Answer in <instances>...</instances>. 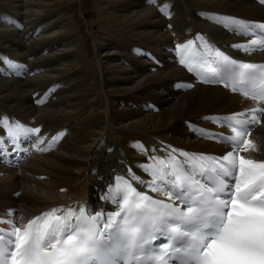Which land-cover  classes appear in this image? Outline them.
I'll return each mask as SVG.
<instances>
[{
	"label": "bare ground",
	"instance_id": "bare-ground-1",
	"mask_svg": "<svg viewBox=\"0 0 264 264\" xmlns=\"http://www.w3.org/2000/svg\"><path fill=\"white\" fill-rule=\"evenodd\" d=\"M35 1L0 0V57L12 62L5 69L14 68L7 77L0 76V144H11L9 153H0V216L12 211L16 225L22 226L53 207L78 211V205H85L93 211L117 212L116 204L105 203L100 196L117 176L127 177L129 169L140 178V183L133 182L136 187L150 192L147 183L153 177L138 166L151 164L150 156L163 159L175 148L212 158L232 150L201 135H231L227 126L203 118L247 112L258 105L220 84L201 82L196 72L207 75L201 65L205 60L211 63L212 56L196 37L205 36L217 49L242 62H264V49L246 55L232 47L259 39L258 29L255 34L251 30L247 35L234 34L204 15L264 22V5L258 0H92L94 54L92 63L82 66L85 56L76 58L75 63L71 60L80 55L78 51L73 55L52 52L59 44L67 52L79 42L52 38L69 25L58 27L52 21L44 27L49 14ZM166 3L171 18L160 10ZM49 28L56 31L52 36L47 34L51 30L43 31ZM36 29L40 35L34 38L30 32ZM100 31L104 39L97 40ZM103 40L117 51L111 54H120L119 64L99 62ZM188 40H193V45L184 57L194 62L196 72L180 63L176 51L177 44ZM71 65L75 70L70 71ZM0 69L5 71L1 62ZM16 75L21 79L16 80ZM188 84L193 86L188 88ZM37 99L44 103L38 104ZM259 119V125L248 126V138L256 150L244 155L264 160V115ZM75 125L81 127L79 135L69 139ZM31 128L41 131H24ZM40 139L44 142L39 143ZM30 141L35 148L28 147ZM140 146L150 155L142 154ZM16 155L22 163L18 164ZM199 163L197 157L193 162L197 167L187 168L195 174L200 171ZM0 228L10 230L3 224Z\"/></svg>",
	"mask_w": 264,
	"mask_h": 264
},
{
	"label": "snow or ice",
	"instance_id": "snow-or-ice-1",
	"mask_svg": "<svg viewBox=\"0 0 264 264\" xmlns=\"http://www.w3.org/2000/svg\"><path fill=\"white\" fill-rule=\"evenodd\" d=\"M258 2L264 5V0ZM168 7L166 3L160 10L171 18ZM204 15L234 34L247 35L249 30L255 34L258 29L264 37V22L251 23L215 13ZM16 26L22 28L18 23ZM196 39L212 56L211 63L205 60L201 65L207 75L201 76L194 62L184 57L193 40L177 44L180 63L189 72H196L202 83H222L258 105L247 112L203 118L227 126L231 135H201L232 150L209 158L207 154L172 148L167 159L150 156L151 164L138 165L153 177L147 183L150 192L166 194V200L138 191L133 182L140 183V178L129 169L127 177L117 176L115 184L109 183L107 192L100 196L105 203L116 204L117 212L104 208L93 211L85 205H78V211L68 206L53 207L22 226L16 225L14 212H5L0 224L10 230L0 228V264H130L124 257L137 252H145L147 259L138 258L135 264H264V160L244 155L256 150L248 138V126L260 123L259 116L264 115V63L242 62L217 49L205 36ZM232 47L248 55L257 48L264 49V38ZM0 60L12 63L7 57ZM36 102L42 104L44 100ZM24 131L40 133L41 129ZM140 148L142 154L150 155L147 148ZM197 157L202 170L185 174L190 171L188 165L197 167L193 164ZM196 175L203 179L197 180ZM148 252L153 255L148 256Z\"/></svg>",
	"mask_w": 264,
	"mask_h": 264
},
{
	"label": "rangeland",
	"instance_id": "rangeland-1",
	"mask_svg": "<svg viewBox=\"0 0 264 264\" xmlns=\"http://www.w3.org/2000/svg\"><path fill=\"white\" fill-rule=\"evenodd\" d=\"M35 2L38 5H41L43 10H45L46 13L49 14L46 16L47 20H46L44 27H46V26L48 27L47 24H49L52 21H56V23L59 24L58 27L62 26L63 24L69 25V27L66 30L62 29L61 33L59 35L53 34V36L51 34L56 32L54 29H52V28L44 29L43 31H45V33H47L48 30H51L50 33L49 32L47 33L48 36L51 35L52 38L60 37L61 39L62 38H68L69 40L76 39L79 42L75 46L74 49L68 50L67 52H65L63 49H61L62 48L61 44L57 45L56 47H53L52 52H57L56 50H59L58 53H62V54L69 53L70 55L71 54L73 55L78 51L80 53V55L73 56L71 58V60L73 62L76 61V58L78 59L80 57L85 56L84 59L82 58L83 63L81 64V66L86 65L85 63H92V57L94 54V51H93L94 38L93 37H95L94 35H92V27L96 23L95 22L96 19H92L93 17H90V16H92V12L94 11L93 1L92 0H36ZM2 9L9 13V11L7 9H5L4 7H2ZM89 11L91 12V15H90V13H87ZM50 15H52L53 18H51ZM30 34L34 35L33 37L36 38L40 35V32H37V29H36L35 32H33V33L30 32ZM99 34L100 35H99V38H97V40L104 39V33L100 31ZM23 41H25V39H23ZM106 41L107 40H103L104 44H101V42H100L101 47L98 50L99 62L101 64L103 62H111L114 65L116 63L119 64L120 54H111V52H117V51H112L113 49L111 47H109V44L105 43ZM146 61H150V63H152L151 60H144L143 63H146ZM0 62L4 66V69H5V67L7 68L8 63H5L2 60H0ZM70 67H71L70 71L75 70V65H71ZM89 68L90 67H87V69H89ZM12 70H13V68L12 69L10 68L8 70L5 69V71L0 69V76L5 78L12 72ZM103 70H104L105 75H109L104 68H103ZM14 78L16 80L21 79L17 75ZM114 97H117V96H114ZM115 108H117V106ZM6 118L10 121V117L8 115H6ZM3 120H5V119H3ZM8 125H9V122L7 123V126ZM256 125H259V123ZM80 129H81L80 126L75 125V127L72 129V131L69 134V139H72V138H75L76 136H78L79 135L78 132H80ZM52 137L53 136H51L49 138V140H51ZM2 142H4V141H2ZM1 146H3V149H7V145L5 143H2ZM28 147L29 148H35L36 144L32 143V141H30L28 143ZM55 154L56 155H62L61 151H58V152L55 151ZM15 157L18 160V164L22 163L20 161V159H21L20 157L18 158L17 155ZM23 159H24V157H23ZM25 160H27V159H25ZM10 166H12V165H10ZM14 168H16V166H14Z\"/></svg>",
	"mask_w": 264,
	"mask_h": 264
}]
</instances>
